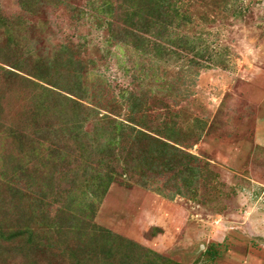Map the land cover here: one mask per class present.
Here are the masks:
<instances>
[{"label": "rangeland", "instance_id": "1", "mask_svg": "<svg viewBox=\"0 0 264 264\" xmlns=\"http://www.w3.org/2000/svg\"><path fill=\"white\" fill-rule=\"evenodd\" d=\"M63 1L28 14L18 0H0V59L21 62L26 72L64 50L84 64L94 103L106 89L110 96L125 88L141 95L149 124L167 123V142L194 170L167 187L110 186L93 222L138 246L129 254L117 241L109 244L117 261L128 256L142 264L156 254L163 264H264V0H176L183 21L170 37L175 44L163 41L159 56L155 32L138 34L148 52L114 44L106 17L86 9L89 0ZM2 20L11 25L10 41ZM28 103L27 88L13 87L1 103L4 120L27 114ZM106 104L99 119H125V106ZM8 144L0 139L1 156L15 155ZM12 205L0 210L9 229L20 215ZM55 253L52 264H74ZM46 257L38 255L37 264ZM22 261L14 255L6 264Z\"/></svg>", "mask_w": 264, "mask_h": 264}, {"label": "trees", "instance_id": "2", "mask_svg": "<svg viewBox=\"0 0 264 264\" xmlns=\"http://www.w3.org/2000/svg\"><path fill=\"white\" fill-rule=\"evenodd\" d=\"M18 4L28 14L66 5L63 0H18ZM88 5L86 9L106 17L102 24L109 42L148 52L138 34L155 32L158 56L163 41L175 44L170 37L183 21L176 0H89ZM2 22L3 35L10 41L11 25ZM62 51H56L46 65L34 63L26 72L21 62L0 59V139L15 152L0 155L5 189L0 191V210L13 204L20 211L11 229L6 219H0V264L14 255L22 264H37V256L45 254L50 257L46 264H52L59 258L55 251L74 264H88L92 257L102 264H141L128 262V256L120 262L114 257L109 244L115 241L129 254L138 246L94 224L98 205L113 184L149 190L163 182L167 187L172 178H188L194 170L186 155L167 142L171 137L165 133L172 131L167 123L149 124L141 95L125 88L110 96L104 89L106 96L102 100L93 96L94 103L84 64ZM61 75L66 81L55 82ZM20 85L27 88L29 112L6 122L1 103ZM112 102L126 107L124 120L99 119V105ZM156 191L163 194L161 188ZM152 258L147 256L142 264L167 262L156 254Z\"/></svg>", "mask_w": 264, "mask_h": 264}]
</instances>
